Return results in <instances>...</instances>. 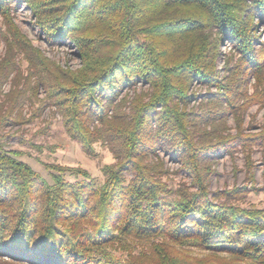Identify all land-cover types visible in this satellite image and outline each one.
<instances>
[{
  "label": "trees",
  "instance_id": "trees-1",
  "mask_svg": "<svg viewBox=\"0 0 264 264\" xmlns=\"http://www.w3.org/2000/svg\"><path fill=\"white\" fill-rule=\"evenodd\" d=\"M22 6L49 45L77 50L80 67H62L33 44L15 20ZM260 24L264 0H0V97L14 74L8 106L0 105V259L264 264V208L212 199L209 189L222 153L242 150L251 169L249 154L264 146V119L257 133H246L238 111L264 102ZM224 41L234 51L220 75ZM20 58L26 76L17 71ZM251 74L258 93L249 95L244 82ZM195 83L216 90L196 115L186 108L199 97ZM40 85L88 155L97 142L113 152L116 162L102 168L104 183L80 167L49 165L50 183L6 148L1 132L20 121L22 100ZM139 85L148 90L128 101L124 92ZM229 112L235 134L214 126ZM160 152L192 176L193 191L174 192L163 180L168 169ZM66 173L82 179L69 181Z\"/></svg>",
  "mask_w": 264,
  "mask_h": 264
},
{
  "label": "rangeland",
  "instance_id": "rangeland-1",
  "mask_svg": "<svg viewBox=\"0 0 264 264\" xmlns=\"http://www.w3.org/2000/svg\"><path fill=\"white\" fill-rule=\"evenodd\" d=\"M15 20L22 32L48 58L58 62L62 67L70 66L76 69L81 66V58L76 49L68 45L51 46L47 43L42 33L34 26L32 13L28 8L25 6L20 7L15 12ZM257 34L264 41V25L260 24L258 26ZM233 51L231 43L226 41L222 43L220 47L221 55L218 61L220 75L225 74V63L227 58L233 55ZM4 54L5 44L0 40V58ZM17 68L21 75H27L28 63L25 60L20 58ZM13 78L14 74H11L9 81L2 86L3 94L0 97V105L4 106V108L9 103L4 98V95L12 94L14 87ZM33 81L35 80L33 79ZM257 84L256 78L251 74L244 82V89L248 91L249 95L258 93ZM18 85L23 88L24 82ZM147 88V86L139 85L137 91L131 89L124 92L123 95L127 96L128 101H131L136 94L147 91ZM191 90L199 94V97L196 100L192 99L186 108L195 115L202 114L204 109L202 101L208 92H215L216 90L199 83H195ZM22 101L19 110L21 114L20 121L5 127L3 132H1V134L6 135L4 138L6 148L19 151L21 153L19 159L31 166L50 183H52L51 175L53 170L49 168V165L80 167L87 170L91 178L95 179L97 183H104L106 176L103 174L102 168L105 165L116 162L115 156L109 147L103 142H97L94 144V154L88 155L83 150L80 142L72 139L68 134L59 110L54 105L53 100L48 98L42 85L38 87L36 96L25 98ZM238 103H241V101ZM124 109L129 111L128 107ZM238 111L240 117H242V125L246 133H257L264 119V102L252 103L245 109ZM236 122V115L229 112L224 122L223 120L221 122L215 121L214 126L218 128L221 125L222 128L224 127V133L235 134L237 132ZM212 125L207 126V131H210ZM249 155L254 163L251 169L247 167V154L242 150H237L231 154L224 152L218 157L213 163L214 172L209 182L212 199L218 201L227 200V202L242 207L255 206L264 208V146L254 147ZM160 157L165 162V168L168 169V174L163 176V180L167 182L174 192L180 188H188L190 191L195 189L192 176L182 170L179 161L173 160L162 152H160ZM65 178L72 182L82 179V177L78 179L69 173L65 174ZM236 190L241 192H233ZM230 194V197H226V195ZM121 253L123 254L124 252L122 250L117 252L118 255ZM0 264L15 263L0 259Z\"/></svg>",
  "mask_w": 264,
  "mask_h": 264
}]
</instances>
